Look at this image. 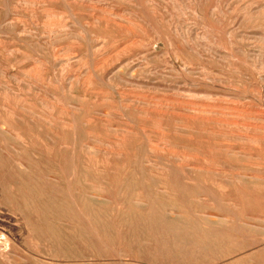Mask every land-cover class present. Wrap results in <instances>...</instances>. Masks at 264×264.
<instances>
[{
    "label": "rangeland",
    "instance_id": "374dc122",
    "mask_svg": "<svg viewBox=\"0 0 264 264\" xmlns=\"http://www.w3.org/2000/svg\"><path fill=\"white\" fill-rule=\"evenodd\" d=\"M0 264H264V0H0Z\"/></svg>",
    "mask_w": 264,
    "mask_h": 264
},
{
    "label": "bare ground",
    "instance_id": "6f19581e",
    "mask_svg": "<svg viewBox=\"0 0 264 264\" xmlns=\"http://www.w3.org/2000/svg\"><path fill=\"white\" fill-rule=\"evenodd\" d=\"M113 12V11H112ZM70 82V81H69ZM127 103V102H126ZM66 108V107H65ZM34 115V114H33ZM242 124V123H241ZM22 193V192H21ZM49 238V237H48Z\"/></svg>",
    "mask_w": 264,
    "mask_h": 264
}]
</instances>
